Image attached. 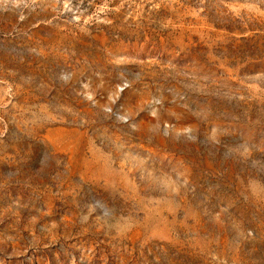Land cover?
<instances>
[{
    "label": "rangeland",
    "instance_id": "obj_1",
    "mask_svg": "<svg viewBox=\"0 0 264 264\" xmlns=\"http://www.w3.org/2000/svg\"><path fill=\"white\" fill-rule=\"evenodd\" d=\"M0 264H264V0H0Z\"/></svg>",
    "mask_w": 264,
    "mask_h": 264
}]
</instances>
